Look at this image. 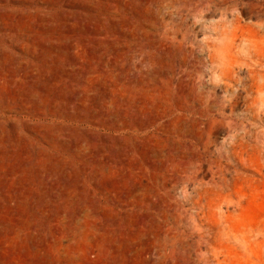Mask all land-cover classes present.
Listing matches in <instances>:
<instances>
[{
	"label": "rangeland",
	"instance_id": "obj_1",
	"mask_svg": "<svg viewBox=\"0 0 264 264\" xmlns=\"http://www.w3.org/2000/svg\"><path fill=\"white\" fill-rule=\"evenodd\" d=\"M0 264H264V0H0Z\"/></svg>",
	"mask_w": 264,
	"mask_h": 264
}]
</instances>
